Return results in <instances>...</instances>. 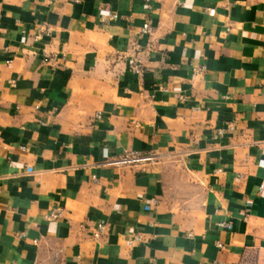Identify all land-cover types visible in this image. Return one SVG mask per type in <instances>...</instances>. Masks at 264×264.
I'll return each mask as SVG.
<instances>
[{
  "label": "crops",
  "instance_id": "crops-1",
  "mask_svg": "<svg viewBox=\"0 0 264 264\" xmlns=\"http://www.w3.org/2000/svg\"><path fill=\"white\" fill-rule=\"evenodd\" d=\"M261 160L264 0H0V264H264Z\"/></svg>",
  "mask_w": 264,
  "mask_h": 264
},
{
  "label": "built area",
  "instance_id": "built-area-1",
  "mask_svg": "<svg viewBox=\"0 0 264 264\" xmlns=\"http://www.w3.org/2000/svg\"><path fill=\"white\" fill-rule=\"evenodd\" d=\"M213 10H209V14H213ZM99 18L102 21H111L116 18V12L110 10L108 8H103L99 10ZM151 31V26L148 23H144L141 28L140 32L149 34ZM50 32L49 28L45 26L43 28V34H48ZM21 42H25V37L21 38ZM51 61L54 60V57L50 58ZM130 70L133 73L140 74L142 72V64L138 58H133L129 64ZM195 72H200V70H196ZM96 117H100L99 114H96ZM160 158L159 154L156 153H141L134 150H128L116 157L108 158L105 163L109 166L113 167H144L150 163L158 161ZM260 163H264V160H261ZM94 178V177H93ZM62 209L60 207L52 208L46 218L50 221L56 220L61 215ZM104 230V224L102 222H98L93 232L94 237H98ZM136 239H139V235L136 234Z\"/></svg>",
  "mask_w": 264,
  "mask_h": 264
}]
</instances>
